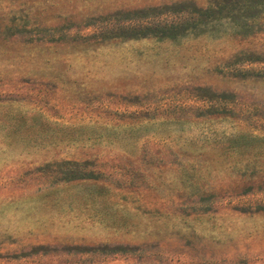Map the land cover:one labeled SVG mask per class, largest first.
Listing matches in <instances>:
<instances>
[{"label":"rangeland","instance_id":"374dc122","mask_svg":"<svg viewBox=\"0 0 264 264\" xmlns=\"http://www.w3.org/2000/svg\"><path fill=\"white\" fill-rule=\"evenodd\" d=\"M212 1L0 0V264H264V0Z\"/></svg>","mask_w":264,"mask_h":264},{"label":"trees","instance_id":"16d2710c","mask_svg":"<svg viewBox=\"0 0 264 264\" xmlns=\"http://www.w3.org/2000/svg\"><path fill=\"white\" fill-rule=\"evenodd\" d=\"M226 4V3H225ZM224 3H221L219 0H214L210 2V4L207 5L206 8L197 10V13H199L200 17L196 18L193 22V25H189L193 28H196L198 25H202L201 23H205L206 20H209L211 16L208 15V12L211 13L214 12H223L225 10ZM233 6L239 7L237 3H232ZM254 5H249L247 10L252 12ZM240 10V7L238 8ZM248 11V12H249ZM132 12L140 13V15L129 16L121 18V20H128L127 24L125 25L126 28L123 29L125 32L124 37L127 38H139V37H156L158 39H164V38H175L177 33H175V26L168 25V21H165V23L162 24L161 20L156 19L157 15L161 14L163 11L158 9V6H149L145 8H141L135 11H131L130 14H133ZM127 14V13H126ZM230 14V13H227ZM230 16V15H226ZM111 20H106L102 22H97L98 26H101L100 28L106 29L110 24H112ZM101 24V25H99ZM162 24V25H161ZM201 32H204V29H200ZM246 60H251V57L247 58ZM105 246V244L101 246H97L96 249L98 250H104L102 248ZM136 246L134 245H113L110 250L112 252H123V251H131L134 250Z\"/></svg>","mask_w":264,"mask_h":264}]
</instances>
